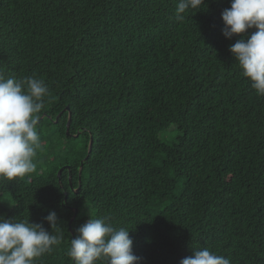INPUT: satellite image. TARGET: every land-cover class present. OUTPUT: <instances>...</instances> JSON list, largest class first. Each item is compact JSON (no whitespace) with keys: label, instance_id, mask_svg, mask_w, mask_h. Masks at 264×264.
<instances>
[{"label":"trees","instance_id":"obj_1","mask_svg":"<svg viewBox=\"0 0 264 264\" xmlns=\"http://www.w3.org/2000/svg\"><path fill=\"white\" fill-rule=\"evenodd\" d=\"M177 4L0 0V74L49 87L36 171L0 180V216L63 233L35 264H74L88 218L128 229L138 264L203 247L264 264V96L229 51L240 36L222 34L229 0L183 20Z\"/></svg>","mask_w":264,"mask_h":264},{"label":"clouds","instance_id":"obj_2","mask_svg":"<svg viewBox=\"0 0 264 264\" xmlns=\"http://www.w3.org/2000/svg\"><path fill=\"white\" fill-rule=\"evenodd\" d=\"M221 12L225 38L240 36L229 45L242 75L257 95L264 96V0H229ZM205 0H178L175 18L183 20L188 10L198 11ZM255 29L249 33L250 29ZM48 85L35 76L17 79L0 74V180L13 181L36 171L34 158L42 147L37 131L38 113L44 107ZM44 219L57 228V215ZM66 255L74 264H138L128 229L114 228L107 218H88L76 229ZM63 233L46 230L40 223L0 216V264H35L36 260L60 245ZM179 264H231L207 247L194 249Z\"/></svg>","mask_w":264,"mask_h":264},{"label":"water","instance_id":"obj_3","mask_svg":"<svg viewBox=\"0 0 264 264\" xmlns=\"http://www.w3.org/2000/svg\"><path fill=\"white\" fill-rule=\"evenodd\" d=\"M65 109H67L68 112H69V114H70V111H69V107H68V105L65 107ZM69 122H70V115L68 116L67 125L69 124ZM91 145H92V138L90 137V139H89V144H88V153H87V156H88V154H89V152H90V150H91ZM87 156H85V158H87ZM81 165H82V164H80V167H81ZM58 175H60V170L58 171ZM78 188H79V187H77L74 191L77 192V191H78Z\"/></svg>","mask_w":264,"mask_h":264}]
</instances>
